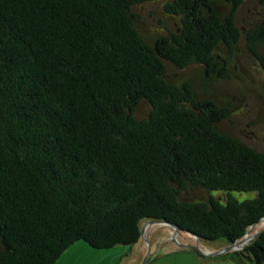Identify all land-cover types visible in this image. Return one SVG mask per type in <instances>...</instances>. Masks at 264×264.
<instances>
[{"label": "trees", "instance_id": "16d2710c", "mask_svg": "<svg viewBox=\"0 0 264 264\" xmlns=\"http://www.w3.org/2000/svg\"><path fill=\"white\" fill-rule=\"evenodd\" d=\"M155 1L0 0V264L133 245L151 220L233 243L264 218V153L220 129L227 108L167 77L169 64L223 78L215 52L240 39L244 0H224L225 16L213 0H164L179 28L150 44L134 8ZM246 41L264 74V25ZM245 252L264 264V231Z\"/></svg>", "mask_w": 264, "mask_h": 264}, {"label": "rangeland", "instance_id": "374dc122", "mask_svg": "<svg viewBox=\"0 0 264 264\" xmlns=\"http://www.w3.org/2000/svg\"><path fill=\"white\" fill-rule=\"evenodd\" d=\"M217 12L225 16L230 5L224 0H213ZM164 0L138 5L139 30L147 43L167 30L179 28V18L164 11ZM241 37L233 48L220 46L216 54L227 62L223 78L208 81L199 66L185 69L167 65V77L177 85L190 83L197 99L213 100L219 107L227 108L229 117L220 123V129L235 136L255 150L264 153V74L258 61L247 47L246 36L264 25V0H244L235 17ZM264 55V42L256 48ZM150 106L143 102L135 111V117L144 119ZM201 188L190 192L192 199H206L216 195ZM239 199L252 197L242 194ZM140 240L133 245H117L110 249H94L84 241L70 246L54 264H256L245 252L264 231V219L249 227L239 240L228 243L225 240L203 241L187 232L175 230L159 223L143 222ZM194 247V248H191Z\"/></svg>", "mask_w": 264, "mask_h": 264}, {"label": "water", "instance_id": "95a60500", "mask_svg": "<svg viewBox=\"0 0 264 264\" xmlns=\"http://www.w3.org/2000/svg\"><path fill=\"white\" fill-rule=\"evenodd\" d=\"M264 218H262L261 220H263ZM260 220V221H261ZM147 223H159V224H164V225H167L171 228H173L175 230V233H177L178 231H180L179 227L175 224H172V223H169V222H166V221H159V220H151V221H148ZM142 233H143V230H141V236H142ZM261 233H257L256 236L260 235ZM191 248H194V247H191Z\"/></svg>", "mask_w": 264, "mask_h": 264}]
</instances>
